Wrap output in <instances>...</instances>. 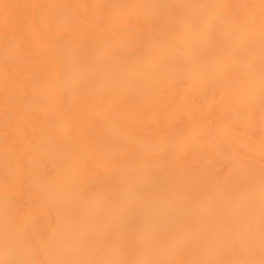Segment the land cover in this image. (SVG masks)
<instances>
[{"label":"bare ground","instance_id":"obj_1","mask_svg":"<svg viewBox=\"0 0 264 264\" xmlns=\"http://www.w3.org/2000/svg\"><path fill=\"white\" fill-rule=\"evenodd\" d=\"M0 264H264V0H0Z\"/></svg>","mask_w":264,"mask_h":264}]
</instances>
